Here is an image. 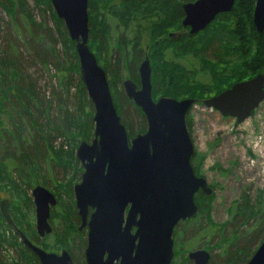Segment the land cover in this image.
<instances>
[{"label":"trees","instance_id":"obj_1","mask_svg":"<svg viewBox=\"0 0 264 264\" xmlns=\"http://www.w3.org/2000/svg\"><path fill=\"white\" fill-rule=\"evenodd\" d=\"M46 1L56 28L46 30L45 34L37 30L44 25L34 20L33 13L24 0L18 1L20 5L18 7L15 5L17 8H14L11 15L16 22L17 13L24 14L29 28L25 25L27 35L21 29L18 31L22 47L25 52L31 54L33 65L48 63L54 67V79L56 78L57 87L61 88V92L53 91L50 97L39 94L41 88L38 87V79L33 80L30 76V80L27 73L20 70V67H24L25 62L30 60L28 56L22 57L23 49L15 50L12 47V52L7 49L6 53L3 52L7 58L0 55V120L1 114H7L9 117L7 124L0 125V182L10 186L15 193L24 195L37 184L51 188L43 173L45 164L52 165L64 174L70 170L69 164L65 165L66 163H73L79 167L80 162L74 147L68 142L69 140L74 142L75 134L81 131L82 138L85 137L87 140L94 136V106L80 79L79 60L74 43L64 22L58 19L51 1ZM182 1L184 0H157L156 10L161 14L160 22L149 27V35L153 40V47L156 48V51L153 49L154 52L150 54V62L153 64L155 58L160 60L162 65L159 68L164 72V80L161 82L165 81L164 85L158 82L159 72L156 70V94L163 92L164 96L178 99L194 98L199 102L205 99L210 91L218 95L236 82L264 73V33H258L253 23L257 0H236L231 12L220 14L208 28L197 35L186 33L178 38L168 36L169 30L182 28ZM189 1L194 0L184 2ZM123 3L119 0L89 1V46L106 71L116 108L131 140L147 129L146 116L127 98L123 88V80L127 78L140 84L138 66L144 58L141 51L143 27L136 28L131 35L127 34V12H123L121 8ZM98 19L101 22L99 25ZM109 19L115 20L117 26L112 25ZM158 37L163 38L155 44L154 40ZM197 37L198 45L194 41ZM8 39L12 40L13 36L9 35ZM58 44L61 45V51L57 48ZM184 54L196 56L207 73L208 84L201 83L193 77L197 71L189 73L186 67L183 68L178 63L177 59ZM213 63L216 65L211 66ZM153 77L155 80L152 72ZM47 85L49 87L52 84L49 82ZM71 89L75 93L71 94ZM67 144L68 150L64 149ZM49 152L53 154L55 161L49 157L48 164ZM194 169L199 175L197 168ZM63 182L64 177L62 182H56L53 188L56 195ZM67 186L66 194L71 201L72 223L79 224L73 204L74 185ZM211 199L212 197L202 192L196 194L195 202L198 206L196 219L199 221L204 215L209 216L208 204ZM250 202L249 199L246 200L239 209L243 219L239 221L237 231L233 234L234 239L232 241L225 239L228 242L223 252V263L213 262L212 256L209 264H246L263 241L264 204L260 200L252 205ZM237 216L235 219H238ZM53 219L55 220V216ZM196 219L177 225L174 231L175 246L184 243L185 239L196 238L203 232L202 228L188 229V225ZM70 235L71 233L68 237ZM80 240L81 243L77 245L76 250L82 253L81 248L87 245V240L83 238ZM66 248L74 257L73 264H86L84 255L81 259L74 253V249L68 246ZM25 252L21 251L22 254H26ZM21 253L19 252V259ZM174 253L172 264H176L178 258L177 253L175 251ZM8 262L5 259L4 263L9 264ZM16 262L13 264H40L33 254L27 255L23 263Z\"/></svg>","mask_w":264,"mask_h":264},{"label":"water","instance_id":"obj_2","mask_svg":"<svg viewBox=\"0 0 264 264\" xmlns=\"http://www.w3.org/2000/svg\"><path fill=\"white\" fill-rule=\"evenodd\" d=\"M75 43L80 79L94 106V137L82 141L76 156L83 168L81 181L73 188L75 206L88 227L86 264H172L174 231L180 222L198 214L197 193H213L204 177L196 174L191 160L195 146L187 127L193 98H153L152 68L147 57L139 67L140 86L123 81L127 98L146 116L148 129L131 140L116 108L108 76L89 46V1L50 0ZM141 1V0H139ZM236 0H196L184 5L183 27L190 34L205 30L218 15L233 10ZM2 1L0 0V6ZM253 23L264 33V0L255 3ZM1 25V23H0ZM264 101V74L234 83L202 104L243 123ZM37 231H53L49 223L55 195L43 186L32 191ZM7 201L4 216L11 222ZM93 210L88 220L89 210ZM127 214H126V210ZM135 228V231L133 229ZM22 239L41 264H73L67 250L47 252L22 234ZM193 264H209L211 254L195 250ZM246 264H264V239Z\"/></svg>","mask_w":264,"mask_h":264},{"label":"rangeland","instance_id":"obj_3","mask_svg":"<svg viewBox=\"0 0 264 264\" xmlns=\"http://www.w3.org/2000/svg\"><path fill=\"white\" fill-rule=\"evenodd\" d=\"M1 1L0 55L2 58H7L3 53L7 52L6 49L11 50V52L13 51L12 47H14L15 50L18 48L23 49L22 39L18 37V31L21 29L27 35L25 25L27 28L29 27L23 13H17L16 22L13 21L14 18L11 15L14 8L20 5L18 1L23 2V0ZM184 1H182L183 3L181 2V6L188 3ZM24 2H26L28 8L31 9L34 20L44 25L42 28H36L38 31L40 30L42 34H45L46 30H53L56 28L55 21L50 17L46 0H24ZM15 5L17 7H15ZM150 6L151 4L143 9L148 10ZM100 7L101 4H99L98 8ZM157 7L158 2L156 1V8ZM100 23L98 19L97 24L99 25ZM113 23L117 26L115 20ZM230 23L231 21L228 22V24ZM172 30L183 34L188 33L183 27L175 30L171 29L169 31L173 32ZM9 35L13 36L12 40L8 39ZM194 41L195 44H199L198 37ZM152 44V41L145 39L143 47ZM57 48L60 51L62 50L60 44H58ZM22 53L23 58L26 56H28L29 59L31 58V54L25 52V50ZM12 54L15 55V53ZM195 57L196 56L192 54H184L181 55L177 61L183 68L186 67L189 73L197 71L193 77L198 79L201 83L208 84L207 73L203 70L202 64ZM32 63L31 59L26 61L24 67L21 66L22 68L20 67V70L27 73L30 80V76L33 80L38 79V87L39 89L41 88L39 94H46L47 97H50L53 91L61 92V88L57 87L56 78L54 79V67L50 66L48 63L46 65L38 64L36 66ZM213 64H211V66L216 65ZM152 65L154 66V71L152 70V72L155 75V80L154 77L151 78V82L153 83V98L154 100H158L161 97H168L164 96L163 92H158L156 94L155 91L156 70L159 72L158 82L163 85L165 84V81L161 82L164 80V72L159 68L162 63L155 58ZM49 82H51L52 85L48 87L47 84ZM163 85L162 87H164ZM226 89L228 88L224 90ZM73 93H75V91L71 89V94ZM214 95V92L210 91L206 94V98L196 102L187 114V127L195 146V154L191 163L193 167L197 168L199 173L198 176L204 177L207 180L208 184L213 189V193L210 195L212 199L208 204L209 216L207 217L204 215V218H200V221L195 217L196 220L188 225L189 228L187 227L189 230H198L202 228L203 232L196 238H191V240L185 239L184 243L176 244V246L174 243V251L178 256L176 264H193V262L189 260L188 255L195 250H205L211 254V258L213 256V262L217 261V263H223V252L226 243L234 239L233 234L237 231L239 221L243 219L239 212L243 203L249 199L251 205L258 200L264 204V101L252 113L251 117L243 123L238 124L235 118L224 117L218 111L207 108L202 104V101L214 97ZM182 99H185V97L178 100ZM8 119L9 117L7 114H1L0 125L7 124ZM82 136V131L78 132V134H75V139H73L74 142L72 140L68 142L70 146L74 147L75 154L82 141L90 143L94 137L87 140L85 137L82 138ZM64 149H69L68 144ZM49 157H51V160L54 159L51 152L48 154V164L50 161ZM67 164L70 166V170L67 174L56 170L52 165L50 166V164L48 166L45 164L43 168V173L51 186L49 189L55 194L56 191H54L53 188L56 182H62L63 177L65 178V182L61 183V187L57 189L59 205L54 209L55 220L52 223L55 230L52 235L47 238V250L60 253L63 249H67L66 246H68L74 249V253L79 256V258L83 259L82 255H84L86 246L81 248L82 253L80 251L78 252L76 248L77 245L81 243V238L87 240V231L84 230L79 232L77 228L78 224L72 223L70 211L71 201L66 193L68 184L76 185L80 182L84 170L81 163H79V167L75 166L73 163H66L65 165ZM4 198L9 199L13 217L16 218V223L23 231H26L30 225L36 226L35 213L31 208L28 209L25 207L26 205H24V202L27 200L15 193L10 186L0 182V201ZM73 201L75 205V198ZM236 216L238 219H235ZM7 229L8 226L3 223L0 217V232L5 233ZM70 233L71 235L68 237ZM225 239L228 241L226 242ZM16 254L18 255L17 251ZM13 257L14 254L12 251H8L6 247L0 248V264L4 263L5 259L9 261V264H13L10 263V259ZM26 257L27 254L21 253L22 261H25Z\"/></svg>","mask_w":264,"mask_h":264},{"label":"flooded vegetation","instance_id":"obj_4","mask_svg":"<svg viewBox=\"0 0 264 264\" xmlns=\"http://www.w3.org/2000/svg\"><path fill=\"white\" fill-rule=\"evenodd\" d=\"M119 1H123L124 3L121 5V8L123 9V12L126 11L127 14H126V18H127V21H126V27L128 28L127 29V34L128 35H131L135 32V29L138 28V27H143V34H142V47H141V51H142V54H143V60L144 61L147 57L149 58L150 60V54L152 52H154V50L156 51V48L153 47V44L150 45V46H146V47H143V44L145 42V39H147L148 41H152V38L151 36L149 35L150 33V30H149V27L150 25L152 24H157L160 22V18H161V14L159 13V11L156 10V1L157 0H119ZM160 1V0H159ZM170 1H173V0H170ZM196 0L194 1H189L188 3H191V2H195ZM150 8L148 10H145L143 8H145L147 5H150ZM187 4V3H185ZM184 4V5H185ZM184 5L182 6V12H183V17H182V20H181V25L183 27V20L185 18V13H184V10H183V7ZM174 16V15H173ZM219 16V15H218ZM217 16V17H218ZM216 17V19H217ZM170 18V17H169ZM215 19V20H216ZM214 20V21H215ZM114 21V20H113ZM113 21H110L109 19V22L114 25ZM169 21V20H168ZM213 21V22H214ZM212 22V23H213ZM175 24V22H173ZM211 23V24H212ZM210 24V25H211ZM209 25V26H210ZM115 26V25H114ZM208 26V27H209ZM175 27V26H173ZM207 27V28H208ZM183 29L185 31H187V35H192L190 34V30L191 28L190 27H187V28H184ZM173 31V30H172ZM168 36H173L175 38H178L180 37L181 35H183V33H178V32H171V31H168ZM202 32V31H201ZM199 34V33H198ZM197 35V34H196ZM163 37H158L156 38V40H154L155 44L156 43H159L160 40H162ZM154 49V50H153ZM141 61V62H142ZM141 64V63H140ZM140 64L138 66V73H139V67H140ZM151 64V62H150ZM152 68V66H151ZM259 74H264V73H259ZM258 75V74H257ZM256 75V76H257ZM152 78V76H151ZM241 82V81H239ZM237 83V82H236ZM138 86H140V84H137ZM153 86V85H152ZM156 100V99H155ZM147 129H148V123H147ZM146 129V131H147ZM145 131V132H146ZM144 132V133H145ZM82 177V176H81ZM81 181V180H80ZM37 186H43L47 189H49L48 187H46L45 185L43 184H37L33 187H31L30 190H28L27 192V195H24L22 193H19V195H21L22 197L25 198V200H27L26 202H24V205H26L25 207H27L28 209H32L33 212L35 213V225H30L28 229H26V231H23L19 226L18 224L16 223V218L13 217V213H12V208L10 207V202H9V199L8 198H4L0 201V217L3 221L4 224H6L8 226V229L6 230L5 233H1L0 232V248H4L6 247L8 251H12L13 254H14V257L12 259H10V263H15L16 261L18 262H22V258L19 259V252L21 253V251H26L25 253L27 255H34L38 262L37 263H40V259L38 258V256L33 252V250H31L28 246H26V244L24 243L23 239H22V234L26 237V239L32 243L33 245L47 251V252H52V253H56V252H53V251H49L47 250V238L49 236L52 235V233L54 232V227L52 225L54 219H53V216H54V209H56V207L59 205V200H58V197L57 195L52 192L50 189V191L55 195L56 199H57V204L56 206L54 207H51V217H50V220H49V223L50 225L52 226L53 228V231L52 233L50 234H46L45 236H40L38 231H37V223H36V219H37V216H36V207H35V204H34V199H33V195H32V191L35 187ZM75 186V185H74ZM7 201V204H4V206H6V209L8 210V214L10 216V220L11 222L4 216L3 214V211H2V205H3V202L4 201ZM75 209H76V214H77V217L79 219V224H78V231L79 232H82L84 230L87 231L88 233V227H84V228H80L81 225H82V221L80 219V216L78 214V210L76 208V206L74 205ZM129 208H127L126 210V214H127V211H128ZM93 210L90 208L89 210V216H88V220L90 219V215L92 214ZM133 231H135V228L133 229ZM15 244H18V246H16ZM87 246V245H86ZM16 249V250H15ZM86 249V248H85ZM64 250H67V249H63L60 253H56V254H61ZM16 251L18 253V255L16 254ZM72 259H73V263H74V257L72 255V253L67 250ZM21 255V254H20ZM84 256H85V251H84ZM12 257V256H11ZM32 257V256H31ZM21 260V261H20ZM86 262V260H85ZM17 263V262H16ZM23 263V262H22Z\"/></svg>","mask_w":264,"mask_h":264},{"label":"bare ground","instance_id":"obj_5","mask_svg":"<svg viewBox=\"0 0 264 264\" xmlns=\"http://www.w3.org/2000/svg\"><path fill=\"white\" fill-rule=\"evenodd\" d=\"M45 179V178H44ZM25 180V179H24Z\"/></svg>","mask_w":264,"mask_h":264}]
</instances>
